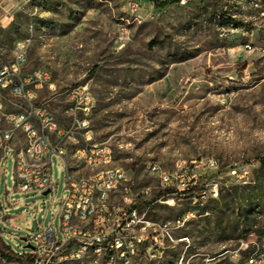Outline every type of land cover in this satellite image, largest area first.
Here are the masks:
<instances>
[{"label":"rangeland","instance_id":"obj_1","mask_svg":"<svg viewBox=\"0 0 264 264\" xmlns=\"http://www.w3.org/2000/svg\"><path fill=\"white\" fill-rule=\"evenodd\" d=\"M140 1L133 13L128 0H0V68L25 40L24 71L50 74L38 101L69 128L63 94L89 84L92 141L112 148L138 191L152 189L148 217L159 222V258L139 264H264V184L257 186L264 182V0ZM7 99L9 110L25 105ZM74 135L84 143L80 131ZM2 156L0 147L5 241L31 252L26 244L38 226H53L62 238V159L53 156V195L17 190L13 151ZM210 158L217 168L199 164ZM151 161L169 171L186 166L194 176L164 188L148 170ZM242 169L249 170L243 183L232 173ZM216 183L218 197H210Z\"/></svg>","mask_w":264,"mask_h":264},{"label":"built area","instance_id":"obj_2","mask_svg":"<svg viewBox=\"0 0 264 264\" xmlns=\"http://www.w3.org/2000/svg\"><path fill=\"white\" fill-rule=\"evenodd\" d=\"M128 9L135 13L140 0H128ZM124 31V30H123ZM28 45L25 40L15 42V59L0 68V147L3 156L13 151L16 162V189L20 191L52 192L57 185L53 176V156H59L68 172L67 193L59 209L62 211L59 237L53 226L45 230L39 226L29 237L31 252H16L17 256L31 255L33 264H66L94 259L103 264H139L159 258V222L148 217L151 201L150 186L137 190L127 170L114 164L112 148L92 141L91 115L96 98L89 84L70 86L63 94L64 114L73 120V128L61 123L48 101L39 102L38 92L50 80V74L36 68L25 72ZM22 99L19 110L8 109L7 96ZM80 131L84 143L75 137ZM22 134L24 142L16 141ZM70 140L75 145L70 147ZM16 141V142H14ZM207 168H217V160H201ZM91 173L74 176L72 171L83 168ZM148 170L160 179L164 188L179 189L180 183L194 176L188 167L169 171L157 161ZM237 181L245 182L249 170H232ZM173 193H177L174 191ZM203 191L199 197H206ZM216 183L209 193L218 197ZM167 201V199H166ZM1 257V254H0ZM4 263H14L7 261Z\"/></svg>","mask_w":264,"mask_h":264},{"label":"trees","instance_id":"obj_3","mask_svg":"<svg viewBox=\"0 0 264 264\" xmlns=\"http://www.w3.org/2000/svg\"><path fill=\"white\" fill-rule=\"evenodd\" d=\"M169 1H180V0H166L162 3H168ZM262 166H264V160H262ZM264 182L260 179L257 180V186L262 187ZM0 254L1 257L7 261H13L17 259L21 264H33L34 259L31 255L17 256V253L12 249V247L5 241L2 234H0Z\"/></svg>","mask_w":264,"mask_h":264},{"label":"water","instance_id":"obj_4","mask_svg":"<svg viewBox=\"0 0 264 264\" xmlns=\"http://www.w3.org/2000/svg\"><path fill=\"white\" fill-rule=\"evenodd\" d=\"M48 193H49V190L44 191V194H48ZM26 247H28V248H34V246L32 244H30V243H27L26 244Z\"/></svg>","mask_w":264,"mask_h":264}]
</instances>
